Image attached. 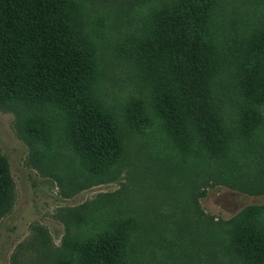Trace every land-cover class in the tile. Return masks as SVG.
I'll return each instance as SVG.
<instances>
[{
    "label": "rangeland",
    "instance_id": "374dc122",
    "mask_svg": "<svg viewBox=\"0 0 264 264\" xmlns=\"http://www.w3.org/2000/svg\"><path fill=\"white\" fill-rule=\"evenodd\" d=\"M87 2L79 21L84 40L97 49L93 62L100 66L89 95L98 97L104 112L122 131L125 154L109 175L89 174L86 161L72 156L73 150L63 142V123H56L57 153L67 156L66 165L71 168L61 185L51 163L39 156L45 154L41 148L46 146L34 134L25 133L13 110L0 107V163L10 179L0 202V264H78L73 254L78 253L75 249L81 240L119 221L134 226L132 217L140 218L142 227L140 235L135 227L129 232L133 236L129 242L144 264H243L230 233L245 222L256 231L264 230V103L250 106L263 117V125L257 117L253 120L260 124V132L252 133L257 140L255 151L249 156L236 153L229 166L222 163L216 141L210 146L193 137L191 157H203L204 163L214 167L201 166L199 161L194 177L188 182L180 178L173 185L181 153L173 145L155 95L164 83L161 63L142 38L159 3L173 0ZM88 11L104 12L102 22L87 21ZM107 16L117 28L114 33L104 28L110 25ZM252 22L255 30L257 20ZM263 46L255 38L251 56H258ZM256 61L253 76L258 72ZM247 91L253 96L257 89ZM208 124L214 122L208 120ZM203 168L228 172L238 168L241 181L236 187L226 186L219 174L203 172ZM173 191L182 195L179 206L173 205Z\"/></svg>",
    "mask_w": 264,
    "mask_h": 264
},
{
    "label": "trees",
    "instance_id": "16d2710c",
    "mask_svg": "<svg viewBox=\"0 0 264 264\" xmlns=\"http://www.w3.org/2000/svg\"><path fill=\"white\" fill-rule=\"evenodd\" d=\"M87 1L0 0V107L13 110L25 133L34 134L46 146V150L41 148L45 154L39 156L51 163L61 185L71 168L66 165L67 156L57 153L56 123H63V142L73 150L72 156L86 161L89 174L114 172L126 150L120 128L104 112L98 97L89 95L100 66L93 62L97 49L84 40L79 21ZM156 8L142 38L161 63L164 83L155 95L173 145L181 153L172 174L174 185L180 178L188 182L194 177L199 161L201 166L214 167L204 163L203 157H191L193 137L210 146L216 141L222 163L229 166L236 153L249 156L257 148L252 133L260 132L263 117L250 106L264 103V50L259 49L255 57L251 50L255 38L264 44V0H173ZM103 13L88 11L84 18L100 24ZM110 20L104 28L114 33L117 28ZM253 59L258 67L255 76L251 75ZM251 87L257 89L253 96L247 91ZM235 104L238 109L233 108ZM256 117L259 126L253 123ZM206 170L219 174L229 187L241 181L238 168L230 172L202 169ZM9 183L0 163V202ZM181 201L182 195L173 191V205ZM132 219L134 226L119 221L81 240L75 249L78 253L73 254L77 263L144 264L129 242L133 237L129 232L135 227L140 235L142 227L140 218ZM230 234L243 264H264V230L256 231L245 222Z\"/></svg>",
    "mask_w": 264,
    "mask_h": 264
}]
</instances>
